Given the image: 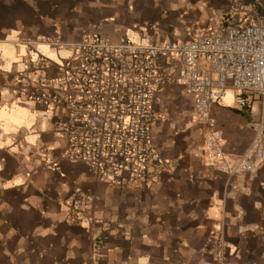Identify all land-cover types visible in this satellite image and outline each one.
Returning <instances> with one entry per match:
<instances>
[{
	"label": "crops",
	"instance_id": "0c3cea01",
	"mask_svg": "<svg viewBox=\"0 0 264 264\" xmlns=\"http://www.w3.org/2000/svg\"><path fill=\"white\" fill-rule=\"evenodd\" d=\"M259 22L264 0H0V264H220L221 250L225 264H264V166L231 177L207 163L176 62L157 67L172 78L159 91L163 119L153 127L164 162L123 185L68 159L67 140L16 84L33 60L71 55L42 39L189 43L222 26ZM242 96L230 88L212 109L231 159L250 148L262 118L256 96L238 108ZM78 191L94 204L93 223L85 202L71 211Z\"/></svg>",
	"mask_w": 264,
	"mask_h": 264
},
{
	"label": "built area",
	"instance_id": "2783aa9c",
	"mask_svg": "<svg viewBox=\"0 0 264 264\" xmlns=\"http://www.w3.org/2000/svg\"><path fill=\"white\" fill-rule=\"evenodd\" d=\"M40 43L71 55L60 62L33 60L17 75V88L44 108L42 118L51 120L55 132L67 140L66 157L88 165L99 181L123 185L147 179L152 168L164 162L153 137V127L163 119L157 111L159 91L172 81L171 75L159 74L162 59L178 64L184 92L194 98L207 163L231 177L263 168L264 22L222 26L189 43H115L99 36L72 44L59 38ZM34 45L29 42L28 48ZM230 88L247 95L238 100L240 110L253 103V96L262 104L253 143L232 159L212 115L213 106L226 99ZM84 202L93 223L94 204L80 191L71 211ZM218 259L225 264L224 250Z\"/></svg>",
	"mask_w": 264,
	"mask_h": 264
}]
</instances>
